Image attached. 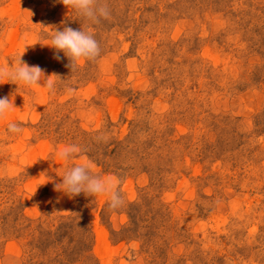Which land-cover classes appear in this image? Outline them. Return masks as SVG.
<instances>
[{"label": "rangeland", "instance_id": "1", "mask_svg": "<svg viewBox=\"0 0 264 264\" xmlns=\"http://www.w3.org/2000/svg\"><path fill=\"white\" fill-rule=\"evenodd\" d=\"M99 3L94 23L0 0V65L59 77L0 84L16 108L0 122V264H264V0ZM49 26L90 32L99 57L71 70ZM86 162L119 178L118 209L55 190Z\"/></svg>", "mask_w": 264, "mask_h": 264}, {"label": "clouds", "instance_id": "2", "mask_svg": "<svg viewBox=\"0 0 264 264\" xmlns=\"http://www.w3.org/2000/svg\"><path fill=\"white\" fill-rule=\"evenodd\" d=\"M66 7H71L82 16L94 23H99L100 18L108 19L110 11L106 5H101L99 0H60ZM54 29L51 36V44L48 47L55 49L54 58L60 60L59 53L62 52L69 60L68 67L73 68L85 61H94L100 55L98 41L90 32L82 29L77 30L71 27H64L63 31L57 30L52 26L46 27ZM45 69L39 65H29L19 57L15 67L0 65V84L4 81H11L13 84H23L29 87L46 88L49 92L54 91V78H59L56 74L45 77ZM13 100L9 97H0V122L8 119L15 110ZM7 132L20 134L22 127L16 122L7 124ZM105 139L106 137H102ZM82 150L76 145L65 146L57 154L66 163L77 158ZM91 164L89 162L74 165L62 178L61 183L55 184V190L75 197L84 193L87 196L95 197L104 195L109 198V207L113 210L118 209L123 200L119 195V178L109 176L101 178L91 174Z\"/></svg>", "mask_w": 264, "mask_h": 264}]
</instances>
